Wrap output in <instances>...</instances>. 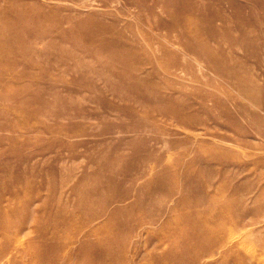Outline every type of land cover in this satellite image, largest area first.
I'll return each instance as SVG.
<instances>
[{
    "label": "rangeland",
    "instance_id": "obj_1",
    "mask_svg": "<svg viewBox=\"0 0 264 264\" xmlns=\"http://www.w3.org/2000/svg\"><path fill=\"white\" fill-rule=\"evenodd\" d=\"M182 1L37 0L47 7L69 5L59 11L71 19L33 39L35 64L22 67L9 87L12 95L0 88V163L36 169V178L23 181V188L39 190L36 207L45 202L83 213L105 209L100 220L114 213L119 224L136 222L137 212L162 213L150 226L154 231L166 219L178 225L181 213L212 211L223 216L218 221L226 235L218 251L198 264H264V7L259 4L250 19L254 9L247 0H185L192 11ZM216 13L221 15L212 25L220 34L208 39L210 53L195 34L184 36L181 25L187 17L198 20L205 38ZM89 16L105 36L132 45L134 75L156 85L154 101L131 89L95 42L63 34ZM21 102L27 106L20 108ZM112 178V194L125 200L90 197ZM144 231L128 238V264H160L147 260L146 246L135 248ZM26 256L18 255L16 264H29ZM193 256L171 264H193ZM67 259L104 264L89 252Z\"/></svg>",
    "mask_w": 264,
    "mask_h": 264
},
{
    "label": "bare ground",
    "instance_id": "obj_2",
    "mask_svg": "<svg viewBox=\"0 0 264 264\" xmlns=\"http://www.w3.org/2000/svg\"><path fill=\"white\" fill-rule=\"evenodd\" d=\"M259 4L264 7V0H247L246 6L254 9L250 19H255ZM59 6L70 9L67 4L60 3ZM59 6L54 4L47 7L37 0H31V3L27 0H0V88L5 92L10 93L11 83L20 79L23 66L35 64L32 62V55L36 51L33 39L47 35L51 29L54 30L60 23L71 19V15H61ZM182 6H184L183 9L187 7L192 11L185 0L182 1ZM236 11L239 16H242L243 9L240 6H237ZM220 15L216 13L213 19L208 20L206 28L209 32L205 38H203L204 26L198 20L185 18L181 25L184 36L195 34L193 36L200 41V46L211 53L213 49L208 39L217 38L220 34L212 22ZM92 22L93 19L89 16L78 22L73 31H65L63 34L95 42L97 49L106 54L119 69V75L124 80L131 81L129 87L135 90L143 100L154 101L153 93L156 85L153 83L144 85L137 74L134 75L137 64L131 50L132 45L124 42L126 46L119 36L115 38L105 36V28H96ZM245 27L244 23L239 25L243 31ZM214 63L220 65L217 60ZM14 95L15 100L18 93ZM26 106L25 102L20 103V108ZM159 111L160 114H168L165 110L163 111V108ZM17 113L19 114L18 111ZM176 114L180 117L179 113ZM18 130L23 132L26 128L22 127ZM31 168L13 167L0 163V260L6 258L7 264H16L21 260L18 255L24 260L28 258L27 254L30 257L29 264H41V262L59 264L62 258L67 259L72 255L82 257L88 252L94 259H104V264H114L113 257L120 258L123 261L122 264H128L126 244L129 236L140 228L145 229L144 235L142 238L138 237L134 245L137 249L142 245L148 248L147 260L152 261L155 258L160 264H171L174 261L183 260L188 255H194L191 262L198 264L197 260L206 253L218 251L219 244L226 235L227 227L225 228L224 222L218 221L223 216L215 215L208 210L201 213H195L196 211L181 213L178 215V225L166 219L158 230L154 231L150 226L154 225L158 219H162V213L143 217L137 212L136 222L119 224L114 219V213L109 219L106 217L104 221L100 220L105 215V209L95 211L88 208L84 212H91L85 215L78 207L60 206L57 209L55 205L45 202L36 207L32 202L40 200L39 190L32 186L23 188V181L26 178L37 177L36 169L32 166ZM114 180L112 178L104 191L100 188L91 190V194L98 196L90 197H99L106 202L125 200L127 197L124 194H112ZM84 197L87 198V195ZM85 198L81 197L83 204H87ZM120 211L124 212V208H120ZM122 227L123 232L120 233ZM103 232H106V235ZM81 239L83 241L78 249H75V243ZM107 243L112 246H108ZM150 245H152L151 248ZM95 246H97L96 249ZM99 247L102 250L98 249ZM67 260L66 264L72 263V260ZM239 264L245 263L239 261Z\"/></svg>",
    "mask_w": 264,
    "mask_h": 264
}]
</instances>
